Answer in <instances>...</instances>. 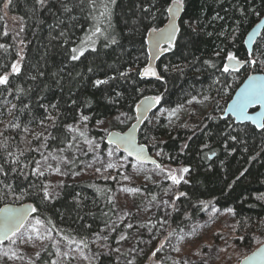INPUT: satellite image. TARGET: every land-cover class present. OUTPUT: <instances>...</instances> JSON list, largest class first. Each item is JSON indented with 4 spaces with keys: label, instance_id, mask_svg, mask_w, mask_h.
I'll list each match as a JSON object with an SVG mask.
<instances>
[{
    "label": "trees",
    "instance_id": "16d2710c",
    "mask_svg": "<svg viewBox=\"0 0 264 264\" xmlns=\"http://www.w3.org/2000/svg\"><path fill=\"white\" fill-rule=\"evenodd\" d=\"M7 3L0 0V75L9 76L8 84L0 85V207L30 202L36 211L27 223L38 219L53 238L87 248L116 218L117 174L65 183L58 195L45 198L52 174L40 166L44 174H34L36 162L41 152L64 149L76 123L90 129L121 116L125 122L113 128L122 131L134 121L138 100L151 94L161 99L140 128L139 142L161 165L189 169L175 185L168 226L183 227L211 205L230 211L234 244L250 246L254 234L264 237V130L222 117L249 72H264V29L251 54L244 47L246 34L264 15V0H184L175 46L158 60L163 79L156 81L139 77L147 62L145 39L150 29L166 22L171 0H46L43 6L37 0H12L5 7ZM6 15L18 20L16 33ZM81 47L84 55L72 60L71 50ZM229 53L249 64L224 72ZM17 61L20 72L15 74L11 66ZM98 79L108 82L96 86ZM199 99L210 102L202 118L191 112L171 131L161 116L151 123L158 110L174 111ZM78 160L75 156L72 164ZM141 188L152 198L163 184ZM52 254L49 242L39 258ZM98 264L115 260L101 255Z\"/></svg>",
    "mask_w": 264,
    "mask_h": 264
},
{
    "label": "rangeland",
    "instance_id": "374dc122",
    "mask_svg": "<svg viewBox=\"0 0 264 264\" xmlns=\"http://www.w3.org/2000/svg\"><path fill=\"white\" fill-rule=\"evenodd\" d=\"M6 18L9 29L16 33L18 20L11 15H6ZM209 108L208 99H199L174 111L158 110L151 123L155 124L161 116L171 131L188 120L191 112L200 119ZM116 119L98 121L90 129L82 123L72 125L67 146L50 153L41 152L39 160V166L52 174L47 183L50 197L58 195L65 183L98 174H117L119 179L114 194L116 218L112 224L93 236L89 246L83 248L53 238L41 224L36 223L38 219L31 218L21 231L0 244V264H98L101 255L110 254L115 264H237L264 242V237L258 233L254 234L250 246L234 244V222L230 211H219L211 205L205 208L203 216L183 227H169L168 219L177 196V184L169 174L182 177L180 181H183V167L162 164L157 168L131 161L119 153L105 142L106 134L116 130L113 125L125 122L121 116ZM152 155L159 162L157 155ZM75 156L79 157L76 166L72 164ZM155 183H162L163 188L154 197H147L141 187ZM118 226H121L120 232L115 233ZM33 228L38 230V234ZM113 234L114 243L109 241ZM105 236L107 240L103 239ZM49 242L53 254L49 259L40 260V252Z\"/></svg>",
    "mask_w": 264,
    "mask_h": 264
},
{
    "label": "snow or ice",
    "instance_id": "6c2138e0",
    "mask_svg": "<svg viewBox=\"0 0 264 264\" xmlns=\"http://www.w3.org/2000/svg\"><path fill=\"white\" fill-rule=\"evenodd\" d=\"M12 0H8V3L4 6L7 7L8 4H11ZM46 0H37V3L43 6L45 4ZM94 3V0H93ZM184 7V0H171L170 5L166 9L167 13L171 17V20L165 29H158V28H152L151 29V35H152V43L153 46L158 49L159 51H168L172 49L174 45V41L176 39V35L179 32V28L177 27L175 23L176 15L183 9ZM69 9L65 8V11H68ZM107 11V10H106ZM105 13H102L101 15H105ZM21 31H23V28H21ZM101 29L99 27H96L95 32L99 33ZM95 34V33H94ZM63 35V33H61ZM112 43H116L117 41L115 38H112ZM161 42H164L167 44V48H161ZM23 43V41H21ZM82 44L85 42H81ZM0 47H4V45H0ZM73 55L71 56L72 60H79L81 56L84 55L85 49L81 47L80 49L73 48L72 50ZM227 59L229 61H236V57L229 53ZM238 63V62H237ZM254 63V62H253ZM229 66L225 65L223 71L229 72ZM232 70H236V66L233 65ZM12 73L18 74L20 72V62L17 61L12 64L11 66ZM91 71V69H89ZM131 69H128L126 72H121L120 76L125 77L128 75V72H130ZM141 76H153L156 79L160 80L163 79L160 75H158L155 68L149 66L144 68L140 73ZM35 79V77H33ZM9 82V76L8 75H0V85H6ZM107 80H96L94 83L96 86L106 84ZM119 95V94H118ZM159 96H155L152 98H145L143 101H141V104H147L148 107H151V104L153 102L159 103L160 101ZM252 105H259L260 111H257L254 115L248 114V109ZM15 107V106H14ZM53 108H55V105H52ZM231 111L236 115V118L238 120H250L252 121L257 129L264 130V80L260 79L259 77H249L247 83L240 88L239 92L237 93V98L232 102V104L229 106ZM137 108H139V105H137ZM49 119H53L52 117H49ZM82 119L84 121H87L89 117L83 116ZM140 117H137V120H139ZM135 125H133L132 129L130 130L129 134L125 137H119L117 136L116 143L117 148L120 147L121 144L125 145V150L128 151L129 155H132L135 151L137 155V159L142 158V153L144 151L143 147H137L134 143V139L132 137V132L135 131ZM80 135H84L83 132L80 133ZM109 137H112L113 133H108ZM231 139L235 140L236 137H231ZM90 143V142H89ZM111 154V153H109ZM45 159H47L45 157ZM15 162V161H13ZM37 168L34 172V174L43 175L44 173L39 170V164L40 162L37 161ZM154 163V162H153ZM111 166V165H110ZM159 167V165H157ZM2 170V169H0ZM58 171V169H57ZM183 173L189 172L188 168H183L181 170ZM170 179L173 181L174 184H179L182 177H178L174 174H169ZM44 196L45 198L50 197V193L48 191V186H44ZM180 195H185L184 193H181ZM178 198V197H177ZM29 211L35 212V208H31L30 210L28 208H19V209H12L5 207L3 209H0V237L3 239H9V233L11 232L13 235L16 234V231L19 227H21L25 221V218L27 217ZM37 224H40V221H36ZM131 227V225H129ZM33 231L38 230L33 228ZM104 240H107V237H103ZM121 239H124V237H121ZM39 255V254H37ZM250 264L252 261H259V264H264V248L259 249L257 252L253 253L251 257L248 258Z\"/></svg>",
    "mask_w": 264,
    "mask_h": 264
},
{
    "label": "water",
    "instance_id": "95a60500",
    "mask_svg": "<svg viewBox=\"0 0 264 264\" xmlns=\"http://www.w3.org/2000/svg\"><path fill=\"white\" fill-rule=\"evenodd\" d=\"M182 15H183V9L176 15L175 23H176L178 28H179V21H180ZM170 20H171V17L167 13L166 22L158 29L167 28ZM263 29H264V15H263V17H261L259 19V21H257V23H255L251 27V29L248 31V33L246 34V36L244 38V47L248 51L249 54L252 53L253 45H254L255 41L258 39V37L261 34ZM176 37H177V35H176ZM145 42H146V50H147V62L144 65V67L140 70V72L144 68L151 66V67L155 68L157 73H158L157 66H156L157 62L166 53V51H159L158 49H156L153 46L151 29L146 34ZM174 43H175V41H174ZM160 47L161 48H167L168 46L166 43L161 42ZM248 64H249V60H241L238 58H236V61H229L228 59H225V61H224V66L228 65L229 69H230L229 71H232V72L241 71L242 69L246 68ZM233 65L236 66V70H234V71L232 70ZM158 75H159V73H158ZM139 77H140V79L146 80V81L158 80L153 76H141L139 74ZM249 77H259L260 79L264 80V72H251L245 77V79L242 81V83L238 86V88L233 93L230 100L227 102V104L224 108L222 117L232 118L235 124L248 123V124H250L256 128V125L250 120H238L236 118V115L231 111V109L229 107L232 104V102L237 98V93L239 92L240 88H242L247 83ZM146 97L152 98L155 96L151 95V94L142 96L138 100V102L136 103V106H135L134 121L124 131L110 130L108 133H113L115 135H113L112 137H109V135L107 133L105 136V142L108 145L114 146L119 151V153L124 154L131 161H134V162H137L140 164H144V165H150V166L153 165L156 167H157V165H159V167H157V168H161L162 167L161 163L158 162L157 159L152 155V153L149 151L147 145H145L144 143H140L139 139H138V133H139L140 128L142 127L144 122L150 117V115L156 111V109L159 106V103H155V102H153L151 104V107H148L147 104H141V101H143ZM137 105H139V108H137ZM260 110L261 109H260L259 105H252L249 107V109L247 111H248L249 115H254L257 111H260ZM138 116L140 117L139 120H137ZM133 125L136 126L135 131L131 133L132 137L134 139V143L137 147L142 146L144 149V151L142 153V158H140V159H137V155H136L135 151L133 152L132 155H129L128 151L125 150L124 144H121L120 147L117 148V143L115 142L117 139V136H119V137L127 136L129 134L130 130L132 129ZM5 207L12 208V209L28 208L29 210L31 208H35L34 205L30 202H23V203H18V204L7 203V204L2 205L0 207V209H3ZM33 213L34 212L29 211L27 217L25 218L23 225L18 228V230L16 231V234L19 231H21V229L24 227V225L27 223V221L30 219V217L33 215ZM8 235L10 238L13 236V234L11 232ZM8 240L9 239H3L2 237H0V244H4ZM261 248H264V242L261 243L257 248H255L252 252H250L246 256H244L237 264H250L248 258L251 257L253 255V253L257 252ZM251 264H259V261H252Z\"/></svg>",
    "mask_w": 264,
    "mask_h": 264
}]
</instances>
